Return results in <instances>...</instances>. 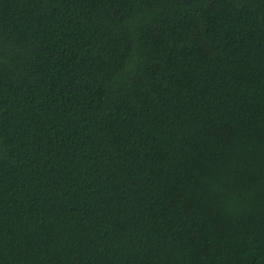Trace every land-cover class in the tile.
Segmentation results:
<instances>
[{
	"label": "trees",
	"instance_id": "16d2710c",
	"mask_svg": "<svg viewBox=\"0 0 264 264\" xmlns=\"http://www.w3.org/2000/svg\"><path fill=\"white\" fill-rule=\"evenodd\" d=\"M0 264H264V0H0Z\"/></svg>",
	"mask_w": 264,
	"mask_h": 264
}]
</instances>
